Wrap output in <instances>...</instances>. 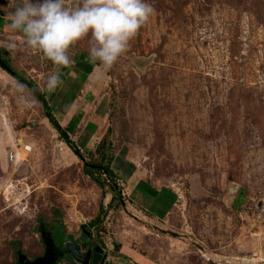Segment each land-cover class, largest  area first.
<instances>
[{"label": "rangeland", "instance_id": "1", "mask_svg": "<svg viewBox=\"0 0 264 264\" xmlns=\"http://www.w3.org/2000/svg\"><path fill=\"white\" fill-rule=\"evenodd\" d=\"M17 3L0 0L3 58L52 109L45 81L59 68L9 31ZM151 3L149 22L110 71L99 68L85 101L86 121L103 116L106 152L70 148L34 90L36 106L17 102L19 81L0 63V264L46 256L43 223H63L73 238L57 264H79L64 254L72 242L114 264H264V0ZM70 55L88 57L87 42ZM103 152L114 156L119 204L106 175L86 174V163L108 164Z\"/></svg>", "mask_w": 264, "mask_h": 264}, {"label": "clouds", "instance_id": "2", "mask_svg": "<svg viewBox=\"0 0 264 264\" xmlns=\"http://www.w3.org/2000/svg\"><path fill=\"white\" fill-rule=\"evenodd\" d=\"M155 9L151 0H18L9 13L8 29L18 34L26 49L41 54L58 68L69 67L74 46L86 41L88 61L106 74L128 51L131 41L149 22ZM14 50L16 44L6 45ZM60 72L49 74L45 87L55 92ZM13 88L17 102L33 108L38 101L22 82Z\"/></svg>", "mask_w": 264, "mask_h": 264}, {"label": "crops", "instance_id": "3", "mask_svg": "<svg viewBox=\"0 0 264 264\" xmlns=\"http://www.w3.org/2000/svg\"><path fill=\"white\" fill-rule=\"evenodd\" d=\"M99 67L89 63L88 57L78 58L69 67L59 68L63 84L55 91L46 94L52 100L53 114L63 129L80 149L94 150L104 138L102 131L103 116L101 112L93 115V120H85L88 106L85 101L90 98V88L96 79ZM84 106V107H83ZM159 214H166L167 205H151Z\"/></svg>", "mask_w": 264, "mask_h": 264}, {"label": "trees", "instance_id": "4", "mask_svg": "<svg viewBox=\"0 0 264 264\" xmlns=\"http://www.w3.org/2000/svg\"><path fill=\"white\" fill-rule=\"evenodd\" d=\"M6 53V51H3L2 48H0V58L2 59V61L4 62V64L9 68V70H7L6 67H4V65H2V67L4 69H6V71H8L9 74H11L16 80H18L19 82H22L23 84H25L29 89L34 90V94L35 96H37V98L43 103L44 105V110H45V118L48 119V121L50 122V124L53 126V128L58 132V134L61 136V138L63 139V141L72 149H74L79 155H81L79 149L75 146L74 141L71 140V138L69 137L67 130L63 129L61 127V125L59 124L58 120L56 119V117L54 116L52 109L49 106V103L45 97V95L42 93L41 89L34 83L28 82L27 78L25 76H22L21 74L16 73L10 66V63L8 60H5L3 58V53ZM83 57H86V55H81L79 58L83 59ZM110 131V129H109ZM108 131V132H109ZM107 134L104 136V138L99 142V144L97 145V149L100 151H105V150H109V147L107 148ZM106 152V151H105ZM105 152H103V154L101 155V158L105 161H109L108 164L106 166H101V165H95V164H91V163H86L85 164V169H86V174L92 178H94L95 174L94 171H98L99 173L101 172V174L106 175V177L108 178V180L110 181L111 185H109V188L111 189V193H112V205L113 203H121V195L119 194V192L117 191L116 188V183L115 181L117 180V173L114 172L113 168H112V163L114 160V156H108L105 154ZM90 153H92V151H90ZM96 183L103 188V185L100 183V181L96 180ZM110 205V207L112 206ZM119 206V205H116ZM117 208V207H115ZM105 214L104 211V205L100 206V210H99V214L98 216L92 220L89 223V227L90 228H94L97 225H99V223L101 222V218L103 217V215ZM43 224H47L50 227L49 223H43ZM55 229V232H52V237L55 240L56 243V247L57 249L60 248L61 251V246L62 244H64V242H68L71 241L73 238L71 236L69 237H65L63 235V231L65 229L63 223H60L57 227H53V230ZM83 237L85 239H87L88 237V233H84ZM64 252V251H63ZM65 256L68 257L69 254L67 251L64 252ZM57 258H58V250H56V256L53 258L52 264H57Z\"/></svg>", "mask_w": 264, "mask_h": 264}, {"label": "water", "instance_id": "5", "mask_svg": "<svg viewBox=\"0 0 264 264\" xmlns=\"http://www.w3.org/2000/svg\"><path fill=\"white\" fill-rule=\"evenodd\" d=\"M0 63L9 70L1 58ZM259 210L264 212V201L259 203ZM47 227V224H42L43 240L47 249L46 256L36 259L35 261L28 260L26 257H21L17 264H52L53 258L55 257L56 246L52 234L46 231ZM112 246L114 252H120L122 249V243L116 239L112 240ZM67 252L79 264H90L91 258L94 264H114L109 260L108 255L104 254L102 250L97 251L94 254H84L82 253L80 246L75 243H69L67 245Z\"/></svg>", "mask_w": 264, "mask_h": 264}, {"label": "flooded vegetation", "instance_id": "6", "mask_svg": "<svg viewBox=\"0 0 264 264\" xmlns=\"http://www.w3.org/2000/svg\"><path fill=\"white\" fill-rule=\"evenodd\" d=\"M46 231L50 232L51 234H53L52 232H54V230H52L49 226L46 228ZM54 242H55V240H54ZM72 243L77 244L76 242H72ZM77 245L80 246V249H81L82 253H84V254H88V253L94 254L96 252V251H92L90 249L88 242L87 243L83 242V243L77 244ZM55 246H56V243H55ZM56 250H57V247H56ZM55 256H56V252H55ZM90 264H94L92 262V258H91Z\"/></svg>", "mask_w": 264, "mask_h": 264}, {"label": "bare ground", "instance_id": "7", "mask_svg": "<svg viewBox=\"0 0 264 264\" xmlns=\"http://www.w3.org/2000/svg\"><path fill=\"white\" fill-rule=\"evenodd\" d=\"M244 262H250V263H252L253 261H249L248 259H244Z\"/></svg>", "mask_w": 264, "mask_h": 264}, {"label": "built area", "instance_id": "8", "mask_svg": "<svg viewBox=\"0 0 264 264\" xmlns=\"http://www.w3.org/2000/svg\"><path fill=\"white\" fill-rule=\"evenodd\" d=\"M13 157H14V154L11 153L10 158H13Z\"/></svg>", "mask_w": 264, "mask_h": 264}]
</instances>
